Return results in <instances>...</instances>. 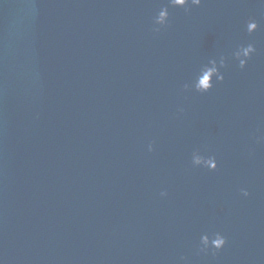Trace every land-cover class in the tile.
Listing matches in <instances>:
<instances>
[{
    "label": "water",
    "instance_id": "95a60500",
    "mask_svg": "<svg viewBox=\"0 0 264 264\" xmlns=\"http://www.w3.org/2000/svg\"><path fill=\"white\" fill-rule=\"evenodd\" d=\"M0 264H264V0H0Z\"/></svg>",
    "mask_w": 264,
    "mask_h": 264
},
{
    "label": "clouds",
    "instance_id": "9594fccd",
    "mask_svg": "<svg viewBox=\"0 0 264 264\" xmlns=\"http://www.w3.org/2000/svg\"><path fill=\"white\" fill-rule=\"evenodd\" d=\"M187 2L188 0H173V5L184 7L187 4ZM192 4L199 6L201 4V0H192ZM165 16H166V10L161 11L159 16L155 19V24L165 25L167 23L165 20ZM258 27H259L258 22L253 18L248 19L245 23V30L249 35L256 32L258 30ZM153 31L159 32L160 28L153 27ZM255 52H256V48L253 43L249 42L247 44H241L232 52L231 59L238 62V66L240 69H244L248 61L252 58ZM228 59H229L228 57L224 55H220L218 57L219 63L213 64L211 70L207 65H205L204 68L201 69V74L197 76L196 82H194V88L196 92L207 93L213 88L214 83L223 82L224 74L221 71V69L227 66ZM212 75L215 76V79L211 78ZM179 110L183 111L182 108ZM148 150L152 151L151 144L149 145ZM202 162H203L202 157H197L194 160L195 164H201ZM242 194L244 196L249 195L247 190H242ZM161 195L164 196L166 195V193L162 192ZM226 243H227L226 237L220 232H215L212 233L211 235L207 233L202 234L199 240V245L197 247V254L199 253L207 254L209 252H212L214 254L215 252H219L221 249H223ZM180 259L186 260V257H181Z\"/></svg>",
    "mask_w": 264,
    "mask_h": 264
}]
</instances>
